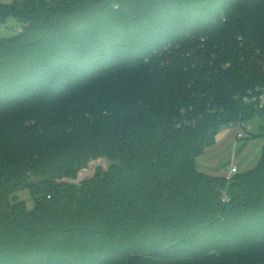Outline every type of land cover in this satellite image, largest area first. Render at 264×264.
<instances>
[{
    "label": "trees",
    "instance_id": "trees-1",
    "mask_svg": "<svg viewBox=\"0 0 264 264\" xmlns=\"http://www.w3.org/2000/svg\"><path fill=\"white\" fill-rule=\"evenodd\" d=\"M10 18L0 264H264V147L231 180L196 164L222 127L264 116L243 100L264 88V0L0 4Z\"/></svg>",
    "mask_w": 264,
    "mask_h": 264
},
{
    "label": "crops",
    "instance_id": "crops-1",
    "mask_svg": "<svg viewBox=\"0 0 264 264\" xmlns=\"http://www.w3.org/2000/svg\"><path fill=\"white\" fill-rule=\"evenodd\" d=\"M23 1L26 0H12V2ZM245 124L252 127L251 122ZM260 133H255L251 128L249 137L237 139L235 130L231 128L220 131L215 144L197 158L198 170L212 176H227L231 166H236L240 173L252 169L251 165L257 157L259 161L264 147V136H259Z\"/></svg>",
    "mask_w": 264,
    "mask_h": 264
},
{
    "label": "rangeland",
    "instance_id": "rangeland-1",
    "mask_svg": "<svg viewBox=\"0 0 264 264\" xmlns=\"http://www.w3.org/2000/svg\"><path fill=\"white\" fill-rule=\"evenodd\" d=\"M10 3H12V0H0V4H10ZM18 30H19V22L15 18H10L7 20L5 24L0 25V37L13 36L14 34L18 33ZM249 122H251V125H252L251 128L255 133H260L264 131V116L262 118H256L254 120H251ZM228 128L230 127L228 126L222 127L221 132L224 130L225 131L228 130ZM231 129L234 131V128H231ZM258 158L259 157H257L253 165H251L252 166L251 168L255 167V164L258 161ZM106 164L108 165V161ZM32 180L35 181V179H32ZM16 195L20 200L26 203L28 208H32L34 206L33 197L27 185L18 189L16 192Z\"/></svg>",
    "mask_w": 264,
    "mask_h": 264
},
{
    "label": "built area",
    "instance_id": "built-area-1",
    "mask_svg": "<svg viewBox=\"0 0 264 264\" xmlns=\"http://www.w3.org/2000/svg\"><path fill=\"white\" fill-rule=\"evenodd\" d=\"M244 102L247 104H254L260 109H264V88L258 89L256 92H251L244 96ZM230 128H234L237 139H244L251 135V127L246 126L245 122L240 120L232 122L228 125ZM239 173V170L236 166H231L226 176L227 180H231L234 175Z\"/></svg>",
    "mask_w": 264,
    "mask_h": 264
},
{
    "label": "water",
    "instance_id": "water-1",
    "mask_svg": "<svg viewBox=\"0 0 264 264\" xmlns=\"http://www.w3.org/2000/svg\"><path fill=\"white\" fill-rule=\"evenodd\" d=\"M106 163V158L91 160L86 168L79 171L76 179L64 178L59 182L70 183L79 186L81 182L93 178L99 168H103L106 171L108 168V165Z\"/></svg>",
    "mask_w": 264,
    "mask_h": 264
}]
</instances>
